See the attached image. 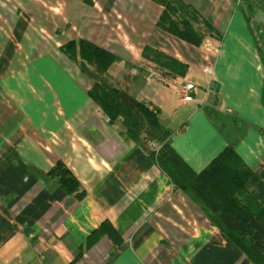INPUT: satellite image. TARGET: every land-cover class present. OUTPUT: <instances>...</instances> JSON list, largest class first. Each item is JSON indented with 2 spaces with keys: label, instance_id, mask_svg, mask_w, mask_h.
Instances as JSON below:
<instances>
[{
  "label": "crops",
  "instance_id": "obj_1",
  "mask_svg": "<svg viewBox=\"0 0 264 264\" xmlns=\"http://www.w3.org/2000/svg\"><path fill=\"white\" fill-rule=\"evenodd\" d=\"M185 1L216 31L198 47L159 30L151 0H0V264H252L150 160L155 143L107 121L60 50L81 39L113 54L108 83L157 112L193 172L230 145L264 183V0ZM56 163L83 200L49 176Z\"/></svg>",
  "mask_w": 264,
  "mask_h": 264
},
{
  "label": "trees",
  "instance_id": "obj_2",
  "mask_svg": "<svg viewBox=\"0 0 264 264\" xmlns=\"http://www.w3.org/2000/svg\"><path fill=\"white\" fill-rule=\"evenodd\" d=\"M151 1L162 7L156 24L159 30L194 47L200 46L206 36H217L185 0ZM200 22L204 30L194 26ZM60 50L93 79L88 96L100 107L107 121L117 126L127 141L155 143L158 149L150 153V160L173 187L196 201L210 222L252 264H264V183L235 150L227 146L203 171L193 172L172 148L174 133L160 125L157 112L108 83L109 69L118 62L113 54L81 39L68 42ZM142 56L174 75L182 77L186 72L185 65L151 47H145ZM261 59L264 65L263 56ZM262 104L264 107V87ZM49 176L65 194L80 201L85 198L79 182L62 163H56Z\"/></svg>",
  "mask_w": 264,
  "mask_h": 264
},
{
  "label": "built area",
  "instance_id": "obj_3",
  "mask_svg": "<svg viewBox=\"0 0 264 264\" xmlns=\"http://www.w3.org/2000/svg\"><path fill=\"white\" fill-rule=\"evenodd\" d=\"M192 93H193V86L187 83L181 85L177 89V95L179 99L184 103L193 101ZM151 147L153 148V150L158 149L157 145H154V144H151Z\"/></svg>",
  "mask_w": 264,
  "mask_h": 264
},
{
  "label": "rangeland",
  "instance_id": "obj_4",
  "mask_svg": "<svg viewBox=\"0 0 264 264\" xmlns=\"http://www.w3.org/2000/svg\"><path fill=\"white\" fill-rule=\"evenodd\" d=\"M196 25V24H195Z\"/></svg>",
  "mask_w": 264,
  "mask_h": 264
}]
</instances>
